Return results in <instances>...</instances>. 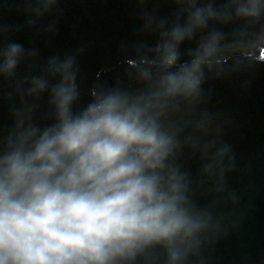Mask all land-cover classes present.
<instances>
[{"label": "clouds", "instance_id": "1", "mask_svg": "<svg viewBox=\"0 0 264 264\" xmlns=\"http://www.w3.org/2000/svg\"><path fill=\"white\" fill-rule=\"evenodd\" d=\"M166 2L139 10L154 39L126 51L133 86L81 103L74 54L37 63L11 38L54 31L62 0H0L22 17L0 23V264H211L238 227L247 189L204 85L264 65V0Z\"/></svg>", "mask_w": 264, "mask_h": 264}, {"label": "water", "instance_id": "2", "mask_svg": "<svg viewBox=\"0 0 264 264\" xmlns=\"http://www.w3.org/2000/svg\"><path fill=\"white\" fill-rule=\"evenodd\" d=\"M63 13L54 31L36 34L22 30L11 38L34 48L37 63L51 55L74 54L79 70L81 103L95 86L108 83L133 86L126 76V51L136 43L151 44L153 37L140 31L139 10L158 7L169 10L166 0H62ZM22 17L12 13L0 23L19 24ZM250 79V83L246 81ZM208 107L223 114L224 139L236 155V170L229 175L230 187L247 189L241 201L238 227L221 238L209 253L211 264H264V65L250 75L209 79L204 85ZM9 123L0 107V128ZM195 171L197 162H188Z\"/></svg>", "mask_w": 264, "mask_h": 264}]
</instances>
